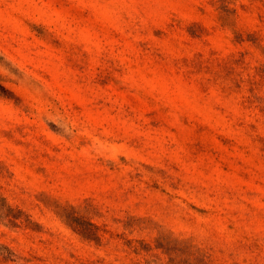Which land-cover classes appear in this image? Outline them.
Masks as SVG:
<instances>
[{"label":"rangeland","instance_id":"obj_1","mask_svg":"<svg viewBox=\"0 0 264 264\" xmlns=\"http://www.w3.org/2000/svg\"><path fill=\"white\" fill-rule=\"evenodd\" d=\"M0 264H264V0H0Z\"/></svg>","mask_w":264,"mask_h":264}]
</instances>
